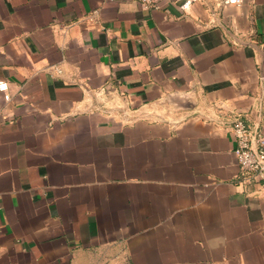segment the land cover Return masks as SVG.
Here are the masks:
<instances>
[{
	"label": "crops",
	"instance_id": "obj_1",
	"mask_svg": "<svg viewBox=\"0 0 264 264\" xmlns=\"http://www.w3.org/2000/svg\"><path fill=\"white\" fill-rule=\"evenodd\" d=\"M185 2L0 0V264H264V0Z\"/></svg>",
	"mask_w": 264,
	"mask_h": 264
},
{
	"label": "built area",
	"instance_id": "obj_2",
	"mask_svg": "<svg viewBox=\"0 0 264 264\" xmlns=\"http://www.w3.org/2000/svg\"><path fill=\"white\" fill-rule=\"evenodd\" d=\"M145 9H158L159 0H134ZM194 0H186L184 6L192 4ZM224 5H239L242 0H221ZM7 83L0 82V90L6 92ZM9 99V96H5ZM236 139L235 155L243 172L257 181H264V131L251 128L245 120L237 117L231 127Z\"/></svg>",
	"mask_w": 264,
	"mask_h": 264
}]
</instances>
